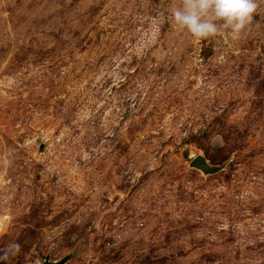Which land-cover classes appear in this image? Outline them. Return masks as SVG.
<instances>
[{
  "label": "rangeland",
  "instance_id": "rangeland-1",
  "mask_svg": "<svg viewBox=\"0 0 264 264\" xmlns=\"http://www.w3.org/2000/svg\"><path fill=\"white\" fill-rule=\"evenodd\" d=\"M181 3L0 0V264H264V0Z\"/></svg>",
  "mask_w": 264,
  "mask_h": 264
},
{
  "label": "clouds",
  "instance_id": "clouds-1",
  "mask_svg": "<svg viewBox=\"0 0 264 264\" xmlns=\"http://www.w3.org/2000/svg\"><path fill=\"white\" fill-rule=\"evenodd\" d=\"M256 9V0H182L170 14L177 26L196 38L213 37L226 31L235 39L246 29ZM18 251V244H10L0 251V262Z\"/></svg>",
  "mask_w": 264,
  "mask_h": 264
},
{
  "label": "water",
  "instance_id": "water-1",
  "mask_svg": "<svg viewBox=\"0 0 264 264\" xmlns=\"http://www.w3.org/2000/svg\"><path fill=\"white\" fill-rule=\"evenodd\" d=\"M190 165L199 168L204 173H211L216 170L214 166H211L207 163L205 157L201 154L194 155V157H192L190 160ZM66 260L67 257H62L54 261L45 260L42 264H64Z\"/></svg>",
  "mask_w": 264,
  "mask_h": 264
},
{
  "label": "bare ground",
  "instance_id": "bare-ground-1",
  "mask_svg": "<svg viewBox=\"0 0 264 264\" xmlns=\"http://www.w3.org/2000/svg\"><path fill=\"white\" fill-rule=\"evenodd\" d=\"M194 157V156H193Z\"/></svg>",
  "mask_w": 264,
  "mask_h": 264
}]
</instances>
